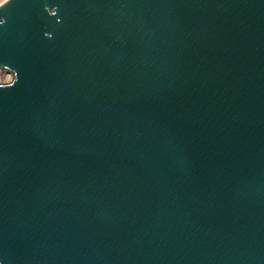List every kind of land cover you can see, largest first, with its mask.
I'll return each instance as SVG.
<instances>
[{
	"label": "water",
	"instance_id": "obj_1",
	"mask_svg": "<svg viewBox=\"0 0 264 264\" xmlns=\"http://www.w3.org/2000/svg\"><path fill=\"white\" fill-rule=\"evenodd\" d=\"M0 19V264H264V0Z\"/></svg>",
	"mask_w": 264,
	"mask_h": 264
},
{
	"label": "clouds",
	"instance_id": "obj_2",
	"mask_svg": "<svg viewBox=\"0 0 264 264\" xmlns=\"http://www.w3.org/2000/svg\"><path fill=\"white\" fill-rule=\"evenodd\" d=\"M11 0H0V9H3L6 5L10 4ZM46 12L51 17H56L58 15V9L55 6L47 7ZM4 19H0V25L5 24ZM59 22V21H58ZM45 38L52 39L53 35L50 32L44 33ZM0 68L8 69L9 73L6 75L3 72H0V89H9L14 87L19 80V73L16 69H13L9 65H2ZM6 76V78H5Z\"/></svg>",
	"mask_w": 264,
	"mask_h": 264
},
{
	"label": "rangeland",
	"instance_id": "obj_3",
	"mask_svg": "<svg viewBox=\"0 0 264 264\" xmlns=\"http://www.w3.org/2000/svg\"><path fill=\"white\" fill-rule=\"evenodd\" d=\"M0 72L5 73L6 75L9 73L7 70H3V69H1ZM5 78H6V76H5Z\"/></svg>",
	"mask_w": 264,
	"mask_h": 264
}]
</instances>
